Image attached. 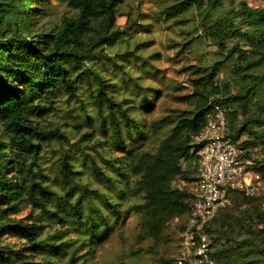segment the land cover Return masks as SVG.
<instances>
[{
  "label": "trees",
  "instance_id": "trees-1",
  "mask_svg": "<svg viewBox=\"0 0 264 264\" xmlns=\"http://www.w3.org/2000/svg\"><path fill=\"white\" fill-rule=\"evenodd\" d=\"M56 1L64 4L73 14L62 16L38 33H31L32 16L27 11L43 10L40 7L45 6L48 0L0 2V242L10 234L28 245L21 250H5L0 245V264H24L25 254L22 252L25 250L50 259L49 264L65 258V264H75L72 256H68L70 246L76 243L89 247V244L100 242L118 221L117 218L107 220L96 202L107 207V213L116 214L115 206L125 193H142L144 202L134 209L144 216L150 234L158 236L167 220L188 213L185 201L189 191L178 189L173 182L177 178L184 182L196 180L192 177L193 170L184 169L182 162H188L192 167L196 165L198 146L193 138L202 129L211 103L225 108L228 130V107L253 100V95H250L246 102L247 91L224 98L220 95L221 87L212 83L210 95L195 92L197 99L192 110L182 112L170 128L169 136L159 141L154 153L141 152L137 147L130 149L132 140L143 139V126L127 114L120 102L108 95L114 84H106L91 64L93 59L103 57L114 62L115 58L108 57L104 51L121 33L115 26V20L117 9L124 0ZM192 1L199 7L202 22H207V26L202 24L205 26L203 34L209 32L218 49L224 51L226 46L219 40L235 35L239 29L216 23L209 26L222 0ZM34 2L37 6H32ZM233 17L245 26V32L239 35L255 51V60L248 61L237 70L250 72L264 65V8L250 9L241 4ZM239 49L238 45L232 46L228 55L232 56ZM220 65L221 62L216 63L212 69ZM201 71L208 82H212L213 73H206L205 68ZM84 89L91 94L101 124L105 123V116L101 115L103 109L111 113L107 126L112 132L110 139L129 154L125 164L105 161L107 172L93 159L86 162L96 181L117 192L115 198L106 199L98 188L78 181L76 176L80 170L75 168V159L85 161L86 153L78 144L71 142L60 126L48 123V116L61 113L77 125L78 118L85 113L80 96ZM152 97L155 99V96ZM138 103V108L144 111L151 110L153 105L144 94ZM118 114L122 125L119 124ZM230 116L233 121L238 119L236 110L231 111ZM86 119L91 122L89 117ZM169 124L172 123L166 117L161 118L155 125V131L169 127ZM245 129L244 124L233 130V135L228 130V137L238 141ZM51 145H55L56 150H51L54 160L50 169H55L52 170L59 191L52 189L49 182L41 181L37 171H32ZM255 172L264 178V165ZM119 185L122 188L117 190ZM22 203L30 207V213L33 212L29 223L26 222L28 218L13 217ZM214 218L206 228L211 247L214 239L210 226ZM258 219L260 229L251 230L249 234L264 237V218L260 215ZM43 221L59 225L62 229L58 230L60 234L40 239V231L45 225ZM67 231L77 234L79 240H71ZM254 233L256 235H252ZM222 243L225 245L226 240L223 239ZM242 244V247L249 248L250 253H261L264 259V238L262 244H254L252 237ZM228 250L223 247L212 251L214 264H230Z\"/></svg>",
  "mask_w": 264,
  "mask_h": 264
},
{
  "label": "rangeland",
  "instance_id": "rangeland-1",
  "mask_svg": "<svg viewBox=\"0 0 264 264\" xmlns=\"http://www.w3.org/2000/svg\"><path fill=\"white\" fill-rule=\"evenodd\" d=\"M200 1L205 3L207 0ZM33 4L32 6H37L36 2ZM195 4L192 0H124L117 9L115 20V26L121 33L105 47L104 51L108 57L115 58L114 62L103 57L93 59L91 64L103 76L106 84H114L108 95L116 102H120L127 114L137 124L143 126V139H134L128 145L130 149L137 147L139 151L145 153H154L159 141L169 136L170 128L183 114L182 112L192 110L197 99L195 92L210 95L213 83L221 87L220 95L224 98L247 91L245 99L247 102L250 95H253L251 103L228 107V130L233 135V130L245 124L246 129L236 142L243 160L249 162L247 170L252 176H256L255 170L264 165V125H260L264 123V65L250 72L237 70L248 61L255 60V51L249 48L246 39L240 37L239 34H243L246 29L239 23V19L233 16L241 4L250 9L264 8V0H222L220 8L215 12L217 15L211 17L209 26L214 23L219 26L233 25L240 32L219 40L226 46L224 51L218 49L209 32H206L207 35L203 34V27L207 26V22H202L198 13L199 7ZM40 8L44 9L38 12L27 11L32 16L31 33L41 32L62 16L73 14L56 0H48V3ZM214 27L215 25L212 28ZM235 45L240 46V49L232 56L228 55V50ZM220 62L222 65L212 69ZM203 68L206 73H213L212 82H208L205 73H202ZM201 78L204 80L199 81ZM143 94L148 96L153 104L149 111L138 108V101ZM80 96L85 113L80 115L77 125L61 113L48 116V123L60 126L71 142L78 144L86 153L85 161L75 159V168L80 170L76 176L78 181L88 184L91 188H98L106 199L115 198L117 192L96 181L86 162L93 159L104 172H107L105 161L113 160L118 163L117 165L125 164L129 154L110 139L112 132L107 126L111 113L103 109L101 115L105 116V123L101 124L100 115L98 116V111L92 104L91 94L84 89ZM233 110H236L238 117L235 121L230 116ZM117 116L119 124L122 125L120 115ZM87 117L91 122H88ZM164 117L172 124H169V127H161L156 132L155 125ZM84 134L87 136L81 137ZM51 150H56V146L51 145L47 148V152L32 171L34 173L37 171L41 181L49 182L52 189L59 191L56 186L55 169L54 167H52L54 171L50 169V164L54 160V152ZM183 163L185 167L183 165L182 167L193 170L192 177L197 178L196 165L192 167L188 162ZM182 182L177 178L173 185L177 187ZM120 188L121 185L117 190ZM143 202L142 193H125L115 206L116 214L107 213V207L96 202L101 206L102 214L107 220L117 218L118 221L100 242L89 244V247L78 246L76 243L70 246L68 256H72L74 259L72 262L174 264L178 253L179 234L188 214L167 220L159 235L152 236L147 230L144 216L134 209ZM30 211V207L22 203L18 213L13 217L28 218L26 222L29 223L30 215L33 214ZM260 215L264 218V190L253 198L233 193L229 204L217 212L210 226L214 239L212 251L216 252L223 247L229 248L227 260L230 264H264L261 253L258 251L250 253L247 246L242 247V242L251 237L254 244H262L263 235L256 237L249 234L251 230L260 229L258 223ZM44 224L40 231V239L57 236L60 234L58 230H62L54 222ZM67 234L71 240H79L77 234L69 231ZM223 239L226 240L225 245L222 243ZM0 245L5 250H21L28 246L25 241L10 234L1 240ZM22 253L25 254L24 264H49L50 259L44 258L41 254H32L28 250ZM66 260L61 259L54 264H65Z\"/></svg>",
  "mask_w": 264,
  "mask_h": 264
},
{
  "label": "built area",
  "instance_id": "built-area-1",
  "mask_svg": "<svg viewBox=\"0 0 264 264\" xmlns=\"http://www.w3.org/2000/svg\"><path fill=\"white\" fill-rule=\"evenodd\" d=\"M198 175L193 182H182L187 189V219L180 231L174 264H214L207 226L217 212L229 204L232 194L256 196L264 190V178L247 170L236 141L228 137L225 108L211 103L199 134L193 138ZM182 165L185 167L184 163Z\"/></svg>",
  "mask_w": 264,
  "mask_h": 264
}]
</instances>
